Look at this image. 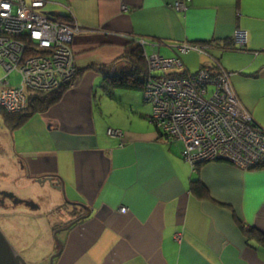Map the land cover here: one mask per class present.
<instances>
[{
    "label": "crops",
    "instance_id": "crops-1",
    "mask_svg": "<svg viewBox=\"0 0 264 264\" xmlns=\"http://www.w3.org/2000/svg\"><path fill=\"white\" fill-rule=\"evenodd\" d=\"M176 2L186 11H175ZM44 10L79 27L70 45L79 74L57 103L10 131L6 148L0 142V163H11V179L51 178L53 184H37L49 188L48 210L64 205L84 213L57 230L66 236L53 264H264V252L235 221L264 235V170L204 164L194 178L209 198L198 199L180 144L161 139L150 106L120 110L101 91L100 74L87 69H118L134 42L148 55H178L182 71L195 73L210 60L179 55L176 47L211 42L209 55L264 131V0H47ZM237 29L247 33L243 50H222ZM111 127L121 140L106 134Z\"/></svg>",
    "mask_w": 264,
    "mask_h": 264
},
{
    "label": "built area",
    "instance_id": "built-area-1",
    "mask_svg": "<svg viewBox=\"0 0 264 264\" xmlns=\"http://www.w3.org/2000/svg\"><path fill=\"white\" fill-rule=\"evenodd\" d=\"M46 3L0 0V110L22 112L27 108L28 92H49L75 81L77 68L70 42L80 30L76 24L45 13ZM173 9L186 11L187 7L176 2ZM246 40L244 30L233 33L239 50ZM176 50L179 55L194 51L206 56L210 65L182 76L177 74L183 73L178 55L162 58L153 53L148 57L143 98L151 106L150 120L159 135L180 144V157L193 171L198 164L216 160L243 170L264 162V131L241 106L230 74L209 56L206 46L183 44ZM170 69L172 76L154 75ZM13 72L20 76L16 87L9 80ZM106 134L122 136L120 130L110 128ZM119 211L127 210L121 207Z\"/></svg>",
    "mask_w": 264,
    "mask_h": 264
},
{
    "label": "rangeland",
    "instance_id": "rangeland-1",
    "mask_svg": "<svg viewBox=\"0 0 264 264\" xmlns=\"http://www.w3.org/2000/svg\"><path fill=\"white\" fill-rule=\"evenodd\" d=\"M72 23L74 24L73 21ZM71 43L72 42H70V45ZM1 76L2 72L0 71V77ZM9 80L11 85L16 87L19 85L20 76L13 72L11 73ZM118 94H124L129 97H120ZM111 99L112 104L118 107L120 110L132 109L134 111L136 109L134 105L136 104H138V106L147 108H149L148 106H150L145 103V105L143 104L141 95L137 92L118 90L115 91ZM111 129L115 128L111 127ZM10 137V131L1 120L0 116V142L2 143L3 147L6 148V146H8L7 142ZM122 137L123 134L120 137V140ZM9 152L11 151H4V153L10 155ZM217 161L224 162L222 160ZM2 162L7 163L8 166L4 164L5 172H0V191L12 193L17 197V199L21 201H32L38 206V209L31 210L23 203H20L17 206H13L12 202L9 199H6L5 205L3 207L0 206V230L12 245L14 250L17 252V254H19L27 264H47L49 258L52 255H55L54 250L56 245H58L60 242H65L66 233L64 231L54 232V230H57L60 227L66 229L67 226H69L70 229L73 226L72 224L74 222L71 223L72 216L69 214L71 208L64 205H55L50 210H48L50 203H47L46 196L51 197V195L49 194L50 192L47 193L46 191H49V188L47 189L46 186V191H44L40 189V185H37L45 183L39 182V179H36L35 184L31 182L35 179H11V177L7 174V170L10 168L11 163L8 160ZM3 163H0V167ZM252 168L253 167H251L250 169ZM194 172L195 171H193L191 168L192 178L195 177ZM42 192H44V194H42ZM54 225H56V229L54 228ZM54 234H56V236H54Z\"/></svg>",
    "mask_w": 264,
    "mask_h": 264
},
{
    "label": "trees",
    "instance_id": "trees-1",
    "mask_svg": "<svg viewBox=\"0 0 264 264\" xmlns=\"http://www.w3.org/2000/svg\"><path fill=\"white\" fill-rule=\"evenodd\" d=\"M56 18L60 20L61 22L72 23V20L69 16H60ZM210 43L211 42H208V41L199 42L197 45L206 46L208 54H210L209 53ZM221 43H223V46L220 44L219 47L222 50H234V51L239 50L238 47L234 44L232 39L222 40ZM185 44H191V43H185ZM243 48L240 49V51H242ZM191 52H194V51H191ZM210 57H212V55H210ZM214 59L216 60V58ZM115 63H121V66L116 70H113V68H109L110 66H89L87 68V69H91V70L98 72L100 76L102 77L100 89L103 92V94L109 97H112V95H114L113 93L117 90L137 92V93H141L142 100L144 101L145 104H148L147 102H145L143 98L145 82L148 76L145 51L143 47L134 42L129 43L123 56L120 58V60H118ZM201 68L206 69V66H201L196 72H198ZM78 74L79 72L77 71L76 76L74 78L75 81H76ZM177 74L185 76L186 74H189V73L188 71L184 70L183 73H180V74L177 73ZM190 74H194V73H190ZM75 81H73V83H75ZM71 82L64 84L60 86L59 88L49 91V92H38V91L28 92L26 110L20 113H8L5 111H0L1 120L4 122L6 127L11 132L21 128L28 121V119H30L33 115L38 114V113H43L47 109H49L52 105L57 103L61 99L65 91L68 90L72 86ZM149 121H150V118H149ZM254 124L257 125L255 122ZM160 137L162 138L161 135ZM210 162L211 161L198 164V166L195 169V172L198 171V169L202 165L210 163ZM217 162H220V161H217ZM224 163L230 164L225 161ZM250 170H253V171L264 170V162H262L261 164H258L257 166L253 167ZM190 191L198 199L209 198L208 190L197 178L196 179L194 178L191 180ZM75 209L76 210L73 214H75L76 217L77 216L81 217L82 214H84L82 211L77 210V208ZM235 221L239 229L242 231L244 238L248 242L252 241L256 243L257 248L264 252V235L260 231L254 228H248L238 218H235Z\"/></svg>",
    "mask_w": 264,
    "mask_h": 264
},
{
    "label": "water",
    "instance_id": "water-1",
    "mask_svg": "<svg viewBox=\"0 0 264 264\" xmlns=\"http://www.w3.org/2000/svg\"><path fill=\"white\" fill-rule=\"evenodd\" d=\"M51 15V13H50ZM48 182L49 184H53L52 183V179L51 178H45L44 182ZM56 189L60 190V187L56 186ZM3 195L8 196L9 198L15 197L14 194L12 193H7V192H1ZM24 203L25 206L29 207L31 210H37L38 206L33 203L32 201H21L19 199L15 200L14 203L18 204V203ZM69 226L66 228L68 229ZM65 229V230H66ZM54 236H56V234H54ZM60 254V251L58 253H56L55 255H52L49 258V264H53V260ZM0 264H27L23 258H21V256L19 254H17V252L14 250V248L12 247V245L9 243V241L7 240V238L4 236V234L2 233V231L0 230Z\"/></svg>",
    "mask_w": 264,
    "mask_h": 264
},
{
    "label": "flooded vegetation",
    "instance_id": "flooded-vegetation-1",
    "mask_svg": "<svg viewBox=\"0 0 264 264\" xmlns=\"http://www.w3.org/2000/svg\"><path fill=\"white\" fill-rule=\"evenodd\" d=\"M19 113H20V112H19ZM39 182L43 183V182H44V179H43V180H39ZM45 183H46V182H45ZM52 183H53V182H52ZM1 192H4V191H0V206L3 207V206L5 205V201H6V199H9V200L12 202L13 206H17V205L20 204V203H18V204H15V203H14V201L17 200V197H16V196H15V197H12V198H9L8 196L3 195ZM22 203H23V202H22ZM22 203H21V204H22ZM23 204H24V203H23ZM75 210H76L75 208H72V209L69 211V214H70V215L72 214V215H71V216H72V219H71L72 221H71V223L74 222L72 225L78 223V220H80V218H81L80 216H77V217H76L75 214H73V213L75 212ZM82 215H84V214H82ZM73 219H74V220H73ZM68 225H70V224H68ZM55 226H56V225H54V228H55ZM67 227H68V226H67ZM54 228H53V229H54ZM56 228H57V227H56ZM56 228H55V229H56ZM60 228H62V227H60ZM60 228H59V229H60ZM57 230H58V229H57ZM57 230H54V232L57 231ZM59 246H60V248H59ZM62 248H63V245H56L55 250H54V251H55L54 254L58 253L59 251L61 252V251H62ZM50 256H51V255H50ZM58 256H59V255H58ZM58 256H57V257H58ZM57 257H56V258H57ZM53 261H54V260H53Z\"/></svg>",
    "mask_w": 264,
    "mask_h": 264
},
{
    "label": "bare ground",
    "instance_id": "bare-ground-1",
    "mask_svg": "<svg viewBox=\"0 0 264 264\" xmlns=\"http://www.w3.org/2000/svg\"><path fill=\"white\" fill-rule=\"evenodd\" d=\"M45 9V8H44ZM45 12V11H44ZM46 13V12H45ZM157 56H159V57H162V58H167V57H164V56H162V55H158V54H156ZM151 55H148L146 52H145V58H146V60H148V57H150ZM160 74V75H159ZM159 74H154L155 75V77H158V76H161V75H171V74H174V71H173V69H170L169 71H164V70H161V71H159ZM172 76V75H171ZM151 115V114H150ZM150 122L152 123V121L150 120ZM153 124V123H152ZM154 125V124H153ZM113 130H116V129H113ZM163 138V137H162ZM217 161V160H216ZM223 161V160H222ZM211 162H214V161H211Z\"/></svg>",
    "mask_w": 264,
    "mask_h": 264
}]
</instances>
